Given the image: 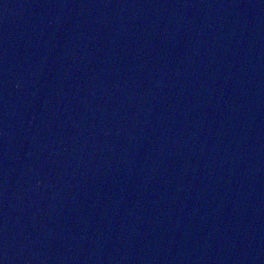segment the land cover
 Wrapping results in <instances>:
<instances>
[{"label": "water", "instance_id": "water-1", "mask_svg": "<svg viewBox=\"0 0 264 264\" xmlns=\"http://www.w3.org/2000/svg\"><path fill=\"white\" fill-rule=\"evenodd\" d=\"M0 264H264V0H0Z\"/></svg>", "mask_w": 264, "mask_h": 264}]
</instances>
